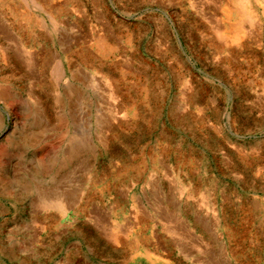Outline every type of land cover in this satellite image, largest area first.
Instances as JSON below:
<instances>
[{
	"label": "rangeland",
	"instance_id": "obj_1",
	"mask_svg": "<svg viewBox=\"0 0 264 264\" xmlns=\"http://www.w3.org/2000/svg\"><path fill=\"white\" fill-rule=\"evenodd\" d=\"M133 226L173 264H264V0H0V264Z\"/></svg>",
	"mask_w": 264,
	"mask_h": 264
},
{
	"label": "crops",
	"instance_id": "obj_2",
	"mask_svg": "<svg viewBox=\"0 0 264 264\" xmlns=\"http://www.w3.org/2000/svg\"><path fill=\"white\" fill-rule=\"evenodd\" d=\"M26 5H23V23L26 24ZM35 17L39 20V29L38 32L41 35L40 41L35 46V52L39 59H43L47 55V46L46 42L43 40L44 26L49 27L51 19L54 21V3L45 5L44 3L36 4L33 8ZM52 25H55V22H52ZM48 36L52 38L51 53L55 56V41H56V32L53 27L51 30L48 28ZM36 73V72H35ZM50 74L55 76V73H50L49 69H44L39 67L37 73V79L33 81L41 90H45L46 81H50ZM16 80L22 79V74L16 73ZM36 78V75H35ZM92 224V223H91ZM93 226V225H92ZM94 227V226H93ZM134 227V228H133ZM131 231H127L126 235L124 234L122 240L117 243H111L113 249L117 254H111L108 256H102L101 259L97 258L96 248L90 244L84 242V240H76L69 244V247L66 248L64 255L60 258V261L63 264H163L165 262L161 261L166 260L169 262L167 264H173L177 260V257L172 253H169L166 248L161 244L160 237H154L155 240L151 239V235H148L144 240L136 239L133 226ZM146 230V229H145ZM168 238V237H165ZM121 251V255L119 254ZM165 253V254H164ZM180 262L182 264H214L211 260H206V258L201 257L200 248L198 243H192L191 248L180 249ZM169 260V261H168ZM62 264V263H61Z\"/></svg>",
	"mask_w": 264,
	"mask_h": 264
},
{
	"label": "bare ground",
	"instance_id": "obj_3",
	"mask_svg": "<svg viewBox=\"0 0 264 264\" xmlns=\"http://www.w3.org/2000/svg\"><path fill=\"white\" fill-rule=\"evenodd\" d=\"M223 37V36H222ZM203 253V252H202Z\"/></svg>",
	"mask_w": 264,
	"mask_h": 264
}]
</instances>
